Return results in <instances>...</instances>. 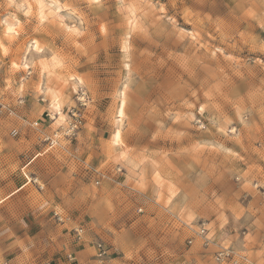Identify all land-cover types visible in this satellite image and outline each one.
<instances>
[{"label": "rangeland", "instance_id": "374dc122", "mask_svg": "<svg viewBox=\"0 0 264 264\" xmlns=\"http://www.w3.org/2000/svg\"><path fill=\"white\" fill-rule=\"evenodd\" d=\"M19 9L0 0L21 18L0 32V264L59 223L81 264H264V0Z\"/></svg>", "mask_w": 264, "mask_h": 264}, {"label": "crops", "instance_id": "0c3cea01", "mask_svg": "<svg viewBox=\"0 0 264 264\" xmlns=\"http://www.w3.org/2000/svg\"><path fill=\"white\" fill-rule=\"evenodd\" d=\"M52 106L59 110L57 118L55 117L58 119L60 113H64L60 107L61 101L58 107L53 103ZM56 121L58 124L65 122ZM117 135L121 137V134H116L114 138ZM16 235L18 236L15 239L2 247H8V251L2 255L7 264H33L34 257L37 258L38 254L41 255L36 264H69L71 262L68 261V255L71 257L72 254L76 256L78 264H81V260L92 254L91 249L86 248L85 243L81 241V235L77 231H68L64 224L59 223L36 233L32 228H27L24 232L17 231Z\"/></svg>", "mask_w": 264, "mask_h": 264}, {"label": "bare ground", "instance_id": "6f19581e", "mask_svg": "<svg viewBox=\"0 0 264 264\" xmlns=\"http://www.w3.org/2000/svg\"><path fill=\"white\" fill-rule=\"evenodd\" d=\"M34 1L35 4L38 5V7L41 10H43V8L46 6V0H34ZM10 2L16 4L20 8L19 10H23L25 13H29V9L32 8L33 5H35L32 0H10ZM42 12L43 11H41V13ZM40 17L43 18L44 16L41 15ZM20 25H21V18L18 17L16 14L15 15L7 14V15H3L0 18V32H2V34H4L5 36L13 37L17 35L19 33ZM9 29H12L13 31L9 32ZM0 50L6 51V45L2 39L1 34H0ZM15 64L18 65V63ZM52 103L56 106L59 105L56 103L55 99L53 98H52ZM57 120L61 122L66 121V116L64 115V113L61 112ZM115 142L117 143L118 140L116 139Z\"/></svg>", "mask_w": 264, "mask_h": 264}, {"label": "built area", "instance_id": "2783aa9c", "mask_svg": "<svg viewBox=\"0 0 264 264\" xmlns=\"http://www.w3.org/2000/svg\"><path fill=\"white\" fill-rule=\"evenodd\" d=\"M55 216L57 217L58 220L62 221V217H61V215L58 212H55ZM205 231H206V229L203 228V232H205ZM97 248H98L99 256L103 257V256H106L108 254V249L103 245V243H99L97 245ZM229 255H230V253L228 251H220L218 253V257L217 258L219 260H225L226 258H228Z\"/></svg>", "mask_w": 264, "mask_h": 264}, {"label": "snow or ice", "instance_id": "6c2138e0", "mask_svg": "<svg viewBox=\"0 0 264 264\" xmlns=\"http://www.w3.org/2000/svg\"><path fill=\"white\" fill-rule=\"evenodd\" d=\"M13 31L12 29H9V32Z\"/></svg>", "mask_w": 264, "mask_h": 264}]
</instances>
